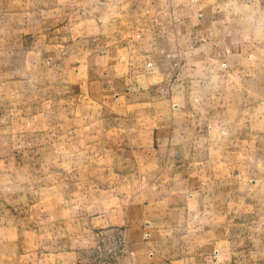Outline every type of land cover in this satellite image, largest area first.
<instances>
[{
    "label": "rangeland",
    "instance_id": "374dc122",
    "mask_svg": "<svg viewBox=\"0 0 264 264\" xmlns=\"http://www.w3.org/2000/svg\"><path fill=\"white\" fill-rule=\"evenodd\" d=\"M169 1L0 0V264H152L201 239L237 264L255 240L264 264V0H188L212 20L186 26L207 83L183 121L185 89L133 55Z\"/></svg>",
    "mask_w": 264,
    "mask_h": 264
},
{
    "label": "crops",
    "instance_id": "0c3cea01",
    "mask_svg": "<svg viewBox=\"0 0 264 264\" xmlns=\"http://www.w3.org/2000/svg\"><path fill=\"white\" fill-rule=\"evenodd\" d=\"M201 1V0H200ZM200 1H197V5ZM200 5V4H199ZM198 5V7H199ZM220 3L217 1H211L209 4L202 3L200 7L205 8H214L219 6ZM192 5L188 2V0H170L169 1V7L171 10V15L179 12V16L175 18L176 22H171V24L166 25V32L162 34L163 32L159 25L155 28L157 33L150 36L149 43L150 47L144 48L143 51L141 49L135 50L133 55H138L140 59L137 61L139 64H141V57L144 56V64H148L149 61L152 60L154 62L153 64L150 63L147 65L148 67L153 69V72H159L162 80L163 85H168L169 88H184L185 89V97L180 98V104L182 108L187 109L182 114V121L188 120V109L194 102H199L200 97L196 98L194 95V92L191 91L189 88L192 86L198 87L199 85H205L207 83L206 77L203 76V74H200L197 72L196 65L197 62L195 59L194 54H197V51L199 50L200 46L203 47V45L206 44L205 38H201L202 36L198 34L196 39L191 38L189 36V29H187V24L190 23L192 20L196 22L197 24L203 26L205 23H210L211 18H206V15H203V11H196V9H191ZM196 6V5H195ZM197 7V6H196ZM173 12V13H172ZM182 12L186 13L184 16L180 15ZM188 12V13H187ZM178 19V20H177ZM181 23H180V22ZM179 22V23H177ZM159 33V36L157 37ZM167 34V40H168V47L163 44V42L160 41L161 38H164ZM197 43L199 44L198 46ZM165 46V47H164ZM104 56H102L103 58ZM192 57V58H191ZM146 59V60H145ZM193 59V60H190ZM120 61V59H117ZM154 65V66H153ZM175 66V67H174ZM165 68V70H163ZM179 68L178 72H175ZM177 74V75H176ZM159 102L172 104L174 103V97H164V99L159 100ZM178 105V104H176ZM178 107V106H177ZM180 114V116H181ZM172 117V115H171ZM173 118V117H172ZM176 118V117H175ZM172 131H174L172 129ZM158 135V134H157ZM217 196V197H216ZM213 195L215 200L221 199L220 195ZM184 204L180 207L173 206L171 208L172 213H177L180 211V214L189 215V207L188 202L190 200V194H186ZM232 196L229 195V197H226L225 200L232 199ZM215 206V204H214ZM214 207V211H215ZM219 213V212H217ZM234 213V211H233ZM175 216V215H174ZM181 216V217H182ZM181 221V220H180ZM161 227V226H160ZM159 227V228H160ZM155 228V229H159ZM214 229L212 233H214ZM201 239V237H198ZM197 242V243H196ZM192 244H190V248L192 250H188L187 252H181L178 254H174V258L171 260H167V257L160 256L159 258L153 257L154 255L150 254V260L152 261V264H168L172 263L174 264L175 260L179 264H237V255H236V245L232 243H228L227 252L228 253H221V242H216L215 240H208V239H201L198 240ZM255 240H252L250 244H245V247L249 249V252L253 254V261L252 263L255 264L257 261L255 259V256H258V252L253 251L251 248L256 247ZM225 249V247L223 246ZM197 249L198 251H196ZM213 249H219L220 253L218 256H212ZM231 249L232 254L229 253V250ZM261 251H264V247L261 246ZM177 257V258H176ZM180 257V260L178 258ZM176 258V259H175ZM243 261V260H242ZM246 262V261H245ZM262 264V261L260 262Z\"/></svg>",
    "mask_w": 264,
    "mask_h": 264
}]
</instances>
